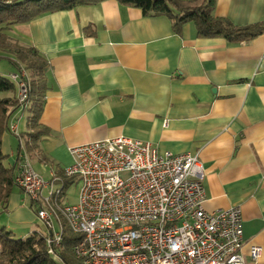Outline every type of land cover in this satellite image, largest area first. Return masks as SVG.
Returning a JSON list of instances; mask_svg holds the SVG:
<instances>
[{"label": "crops", "instance_id": "obj_1", "mask_svg": "<svg viewBox=\"0 0 264 264\" xmlns=\"http://www.w3.org/2000/svg\"><path fill=\"white\" fill-rule=\"evenodd\" d=\"M215 14L238 26L264 23V0H217ZM12 34L50 62L38 173L61 178L74 146L120 135L189 152L202 162L204 207L240 206L244 253L260 246L264 262V32L230 42L198 35L189 22L177 33L168 16L105 0L46 13ZM27 115L18 110V133L3 135L7 165L17 163ZM2 213L16 237L36 231L18 185Z\"/></svg>", "mask_w": 264, "mask_h": 264}, {"label": "built area", "instance_id": "obj_2", "mask_svg": "<svg viewBox=\"0 0 264 264\" xmlns=\"http://www.w3.org/2000/svg\"><path fill=\"white\" fill-rule=\"evenodd\" d=\"M11 75L24 103L28 87ZM10 130L18 133L16 123ZM71 151L74 162L64 175L82 181L75 203H60L61 188L54 183L62 179L45 180L25 152L16 163V182L39 206L36 215L47 226L51 256L60 258L63 215L80 235L74 253L82 264H264L260 246H253L250 256L244 253L240 206L204 207L203 166L196 155L160 152L150 142L123 135ZM53 215L59 231H54Z\"/></svg>", "mask_w": 264, "mask_h": 264}, {"label": "trees", "instance_id": "obj_3", "mask_svg": "<svg viewBox=\"0 0 264 264\" xmlns=\"http://www.w3.org/2000/svg\"><path fill=\"white\" fill-rule=\"evenodd\" d=\"M105 0H0V60L7 59L12 73H0V211L7 209L9 198L17 186V166L7 165V156L2 150L3 135L10 130V123L18 110L28 113L27 129L20 134L22 145L18 148V159L25 152L30 158L42 154L41 137L48 128L40 122L45 98L50 89L48 58L33 44L14 37L13 26L27 23L46 13L74 9L79 5H93ZM121 4L138 7L146 15L168 16L177 33L186 23H194L198 35L223 36L230 42L250 41L264 32V23L238 26L226 17L215 14L217 0H118ZM17 74L28 87L24 103L19 100ZM60 193L63 202L65 190L72 180L64 175ZM34 211L39 206L32 203ZM63 224L62 248L58 251L65 264H82L74 253V244L80 235L73 232L67 220L60 215ZM0 264H58L48 253L45 234L33 231L25 237H16L5 226L0 227Z\"/></svg>", "mask_w": 264, "mask_h": 264}, {"label": "rangeland", "instance_id": "obj_4", "mask_svg": "<svg viewBox=\"0 0 264 264\" xmlns=\"http://www.w3.org/2000/svg\"><path fill=\"white\" fill-rule=\"evenodd\" d=\"M0 73L4 74L6 76H9L8 74L9 73H12V66L10 65V63H9V61L7 59L0 60ZM33 158H31L32 166H34L35 168H37V161H36L35 158L34 159ZM34 167H33V169H34ZM41 176H43V175H41ZM44 179L47 180V181L48 180H51V178H47V177H44ZM71 180H72L71 185L68 188H66V190H65V195L63 196V204L75 203L77 201L79 195H80L81 188H82V181L81 180H78L76 178L71 179ZM63 185H64V182L57 181V182L54 183V188L55 189L62 188ZM47 192H48V189H45L44 190V193L46 194ZM33 210H34V208H33ZM34 213L36 214L35 211H34ZM2 214L3 213H2V210H1L0 211V220H1ZM52 221H53L54 231H59L61 229V224L57 220V218H56L55 215L52 216ZM62 221H63V219H62ZM2 226H3V224L0 222V227H2ZM33 230H36V231H39L40 230L41 233H46L47 232V226H46V224H45L44 221H42V220L39 219L34 224ZM23 233H25V232H23ZM53 258L57 261L58 264H65L62 259H60L58 257H53Z\"/></svg>", "mask_w": 264, "mask_h": 264}]
</instances>
